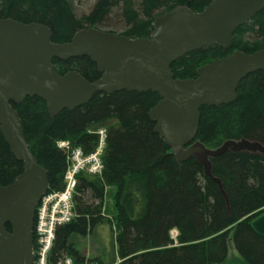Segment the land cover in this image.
<instances>
[{"label":"trees","instance_id":"obj_1","mask_svg":"<svg viewBox=\"0 0 264 264\" xmlns=\"http://www.w3.org/2000/svg\"><path fill=\"white\" fill-rule=\"evenodd\" d=\"M210 1L95 0L90 13L77 19L68 0H0V18L46 25L52 42L61 44L115 13L124 26L120 34L147 38L154 19L165 11L186 6L199 12ZM250 32L256 35L253 40L246 39ZM263 48L264 9L233 32L229 49L206 45L185 53L170 70L177 79L195 78L198 67L235 50L253 53ZM52 63L60 75L76 71L89 81L100 77L86 56L54 58ZM236 94L232 103L201 107L196 139L206 147L242 138L264 146V69L242 78ZM159 99L151 90L98 92L87 103L55 116L37 96H27L20 104L11 101L32 154L47 172L48 191L63 187L65 153L57 142L69 141L89 153L97 144V130H105L102 169L96 175L77 176L75 217L56 228L52 261L70 256L82 263L75 238L113 220L120 264H218L227 256L229 241L243 264H264V234L251 226L264 213V155L228 150L211 158V175L217 181L204 174L194 156L178 163L148 115ZM22 170L0 133V186L10 184ZM109 187L115 188V212L105 218ZM5 229L10 232L11 226Z\"/></svg>","mask_w":264,"mask_h":264},{"label":"water","instance_id":"obj_2","mask_svg":"<svg viewBox=\"0 0 264 264\" xmlns=\"http://www.w3.org/2000/svg\"><path fill=\"white\" fill-rule=\"evenodd\" d=\"M263 9L264 0H211L199 12L176 6L154 19L147 38L83 28L61 44L52 42L46 25L0 18V133L23 164L10 184L0 186V264L33 263L35 208L48 190L47 172L32 154L11 101L20 104L27 96H37L55 116L87 103L98 92H157L160 99L148 112L154 131L178 163L194 156L204 174L217 181L211 175V158L228 150L264 155V146L242 138L206 147L196 139L200 109L234 102L240 80L264 69V48L253 53L235 50L198 67L190 79L174 78L170 65L206 45L229 49L233 32ZM80 56L95 63L98 79L89 81L76 71L60 75L52 63L54 58ZM251 226L264 234V213Z\"/></svg>","mask_w":264,"mask_h":264},{"label":"built area","instance_id":"obj_3","mask_svg":"<svg viewBox=\"0 0 264 264\" xmlns=\"http://www.w3.org/2000/svg\"><path fill=\"white\" fill-rule=\"evenodd\" d=\"M97 134V144L89 153H84L80 147L70 149L68 141H59V147L69 149L67 167L63 175V187L61 190L47 191L35 208L32 230L35 245L33 246L34 261L32 264H104L76 263L70 256H64L56 261L51 259L56 228L75 217L73 195L77 176L80 173L96 175L102 169L105 130L101 128L97 130ZM120 262L121 260L117 259L107 264H120Z\"/></svg>","mask_w":264,"mask_h":264},{"label":"rangeland","instance_id":"obj_4","mask_svg":"<svg viewBox=\"0 0 264 264\" xmlns=\"http://www.w3.org/2000/svg\"><path fill=\"white\" fill-rule=\"evenodd\" d=\"M70 8L77 19L82 16H86L90 13L95 0H68ZM101 31L110 32L114 34H120L124 30L123 23L117 14L112 13L105 19L102 25H95L94 27ZM255 33H247L246 39L253 40L255 38ZM70 149L75 148L71 142H69ZM59 147V141L57 142ZM61 148V147H59ZM62 149V148H61ZM65 153V170L67 167V159L69 154V149H64ZM105 198L103 205V214L105 218H111L115 212L113 206V196L115 194V188L109 187L105 190ZM108 221V220H107ZM176 231H171V237L175 239ZM75 244L79 249V252L84 261L82 262H98V263H111L119 260L117 254V244H116V226L111 220L107 223H102L97 226L91 233L86 236H78L75 238ZM218 264H243L242 259L238 255L231 241L228 242V251L225 260Z\"/></svg>","mask_w":264,"mask_h":264},{"label":"bare ground","instance_id":"obj_5","mask_svg":"<svg viewBox=\"0 0 264 264\" xmlns=\"http://www.w3.org/2000/svg\"><path fill=\"white\" fill-rule=\"evenodd\" d=\"M69 142V141H68Z\"/></svg>","mask_w":264,"mask_h":264}]
</instances>
